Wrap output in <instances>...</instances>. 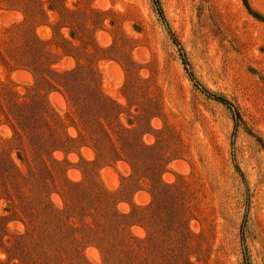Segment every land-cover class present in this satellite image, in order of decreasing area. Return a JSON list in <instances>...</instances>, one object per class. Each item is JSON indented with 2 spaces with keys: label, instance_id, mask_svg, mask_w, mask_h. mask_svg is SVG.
<instances>
[{
  "label": "rangeland",
  "instance_id": "374dc122",
  "mask_svg": "<svg viewBox=\"0 0 264 264\" xmlns=\"http://www.w3.org/2000/svg\"><path fill=\"white\" fill-rule=\"evenodd\" d=\"M0 264H264V0H0Z\"/></svg>",
  "mask_w": 264,
  "mask_h": 264
},
{
  "label": "trees",
  "instance_id": "16d2710c",
  "mask_svg": "<svg viewBox=\"0 0 264 264\" xmlns=\"http://www.w3.org/2000/svg\"><path fill=\"white\" fill-rule=\"evenodd\" d=\"M245 6L249 9V5L246 1H244ZM158 6V3H157ZM159 14L164 22L165 18L163 15V11L160 7H158ZM258 16V15H255ZM260 18V17H257ZM167 24V23H166ZM168 32L171 34V31L168 30ZM174 42H177L176 39H173ZM179 45V43H178ZM183 64L185 66H188V62L186 58L183 57ZM187 72L188 69H186ZM55 84L57 87H59L61 93L64 94L67 101H71L72 103L69 104L68 110H72L70 114L72 115V120H76L75 129L78 133L79 138L88 139L91 144V148L96 151L97 153L102 150V147L108 143L110 146L112 144L111 134H114L117 132L116 125L112 119H102V115L104 112V109L108 107L109 102L105 97H103L98 91L94 89L93 82L90 80L88 84V90L85 96H79L74 97L73 89L70 85V82L68 78L70 76H64L62 74H55ZM189 76L192 80L195 81V78L191 72H189ZM43 78V77H41ZM195 84L200 87L201 91L206 94L208 97L221 102L225 104L229 109L233 110V114L235 115L236 119H240V115L238 113V110L226 99L222 97H217L207 90H205L197 81H195ZM41 112V119L45 123L46 127H59L63 124L62 120L59 118L54 117L53 115L48 116V110L45 106H42L40 108ZM52 124V125H51ZM65 139L68 141H74L73 138L66 135ZM62 140V137L59 135H56L54 137V141L60 142ZM112 147V146H111Z\"/></svg>",
  "mask_w": 264,
  "mask_h": 264
}]
</instances>
